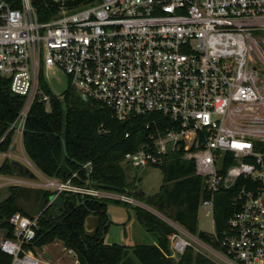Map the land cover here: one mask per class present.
<instances>
[{
  "label": "built area",
  "instance_id": "obj_1",
  "mask_svg": "<svg viewBox=\"0 0 264 264\" xmlns=\"http://www.w3.org/2000/svg\"><path fill=\"white\" fill-rule=\"evenodd\" d=\"M54 67L119 121L159 115L121 162L144 169L170 154L192 162L203 208L213 211L215 192H232L233 212L221 234L211 233L218 247L207 248L214 264H264V0H98L60 7L45 21L30 0H0V75L24 98L14 124L24 127L34 100L49 107L39 79L42 68ZM75 176L40 175L39 188L53 192L49 202L73 193L142 205L131 193L77 185ZM153 211L175 230L170 249L178 258L191 236ZM8 223L12 235L0 233V250L10 264H47L39 248L28 247L38 216L17 211Z\"/></svg>",
  "mask_w": 264,
  "mask_h": 264
},
{
  "label": "trees",
  "instance_id": "obj_2",
  "mask_svg": "<svg viewBox=\"0 0 264 264\" xmlns=\"http://www.w3.org/2000/svg\"><path fill=\"white\" fill-rule=\"evenodd\" d=\"M8 1L12 6L19 5V0ZM30 1L37 19L45 21L55 16L60 7L71 9L89 0ZM39 82L51 97L49 107L34 100L28 110L25 131L21 134L23 149L28 158L46 177L65 181L75 172L77 176L71 178V181L77 185L85 183L86 172L74 160L82 164L89 163V187L130 193L124 168L120 164L123 154L137 149L146 141L148 129L145 124L161 117L150 114L122 122L115 118L108 107L84 98L71 86H67L60 99L49 91L42 76ZM9 84V78L0 75V152L8 151L12 143L14 129L10 128V124L15 121L24 102L23 96L10 90ZM11 161L4 159L0 164V172L12 175L23 168L18 162L15 166ZM155 167L163 173L159 191L147 197L141 191H134V196L189 232L197 233L217 246L213 235L202 232L197 226L199 202L205 195L203 180L195 174L193 163L178 154H170ZM52 194V191L42 188L12 185L8 195L0 201L1 233L12 235L8 218L18 211L27 216H38L36 237L28 246L30 249L60 240L66 248L76 252L79 264H135V260L140 264H213L202 255L193 254L190 247L178 258H174L169 236L175 230L139 206H134L136 217L145 230L155 236L154 242L133 246L104 243L101 236L109 224L105 225L108 220L105 211L107 198L87 195L82 203L80 197H77V204L76 194L70 193L62 196L65 201L57 207L48 204ZM231 198L232 192L229 190H219L214 194L215 231L218 234H221L227 218L233 212ZM88 210L95 211L100 217L99 228L93 238L87 237L83 229ZM10 262L11 256L0 250V264Z\"/></svg>",
  "mask_w": 264,
  "mask_h": 264
},
{
  "label": "rangeland",
  "instance_id": "obj_3",
  "mask_svg": "<svg viewBox=\"0 0 264 264\" xmlns=\"http://www.w3.org/2000/svg\"><path fill=\"white\" fill-rule=\"evenodd\" d=\"M97 1L98 0L83 1L71 9H79L89 4L96 3ZM41 74L49 91L52 94H57V97L62 99V92L69 85L67 76L56 67L51 69L42 68ZM13 134H15V142L12 141L8 151L0 152V164L4 159H13L24 168L27 167L35 175L34 177H30L28 173H21L20 170H16V173H13L12 175L0 172V201L8 195L9 188L12 185L39 188L38 183L43 182L40 175L46 178V176L38 170L34 162L28 158L25 151L22 149V145L20 143L21 134L15 132H13ZM120 164L124 168L126 181L129 184L128 189L132 196H134V191L143 192L145 197L154 195L159 191L163 180V173L158 167L137 169L123 162H120ZM135 200L143 205H138L143 209L148 210L151 208V210L149 209L148 211L153 213V210L158 211L154 207L152 208L147 205L143 200L137 199L136 197ZM117 201L112 198H107L105 211L108 216L109 224L104 229L103 242L109 244L118 243L126 246H133L138 243L154 242L155 236L146 231L137 219L135 214V205H125L123 202ZM158 212L161 213L160 211ZM197 226L202 232L209 234L213 233L215 230L214 208L213 211L209 206L203 208L199 202L197 211ZM185 230L192 238L191 245L188 247L191 248L193 254H200L214 264L212 259L213 256L207 251V248L209 249L218 246L212 245L208 240L200 237L197 233H191L186 228ZM171 236L172 235L169 236L170 248L173 239ZM38 252L40 253L41 259L47 261V264H73L74 260L77 258L76 252L73 249L66 248L60 240H54L50 243L44 244L41 248H39ZM45 253L49 254L50 259L45 256ZM135 264L140 263L135 260Z\"/></svg>",
  "mask_w": 264,
  "mask_h": 264
},
{
  "label": "water",
  "instance_id": "obj_4",
  "mask_svg": "<svg viewBox=\"0 0 264 264\" xmlns=\"http://www.w3.org/2000/svg\"><path fill=\"white\" fill-rule=\"evenodd\" d=\"M10 126L12 128H14V129H19L21 132L25 131V128L24 127H20L17 124L11 123ZM62 147H63V152L66 155V148H65V144H64L63 141H62ZM74 161H75V163L79 164L82 168H84V170L86 172V180H85V183H84L83 186H84V188H87L89 186V181H90L89 169H88V167L85 164L79 163L76 160H74ZM11 163L16 166V161L12 160ZM20 171H22L23 173H28V175L30 177H34V175H35L27 167L21 168ZM77 197H80V199L82 200L81 201V203H82L83 202V199H84V194H81L79 196L78 195L76 196V200H77L76 202L78 204L79 203V200L77 199ZM64 201L65 200H64V198L62 196L57 195L48 204L53 205V206L60 207L64 203ZM108 222L109 221L107 220V222H106L105 225H107ZM99 224H100V217H99V215L96 214V212L93 211V210H88V214L84 218V222H83L84 234L87 237H89V238H93L96 235V232H97V230L99 228ZM105 225L103 226V228L105 227ZM103 237H104V234H102L101 238H103ZM45 256L48 259L50 258L49 254H47V253H45Z\"/></svg>",
  "mask_w": 264,
  "mask_h": 264
},
{
  "label": "crops",
  "instance_id": "obj_5",
  "mask_svg": "<svg viewBox=\"0 0 264 264\" xmlns=\"http://www.w3.org/2000/svg\"><path fill=\"white\" fill-rule=\"evenodd\" d=\"M14 138H15V134H13V137H12L13 142H15ZM20 143H21V145H22V140H20ZM22 149H23V145H22ZM23 150H24V149H23ZM11 160H13V159H11ZM14 161H16V160H14ZM16 162H17V161H16ZM108 223H109V222H108Z\"/></svg>",
  "mask_w": 264,
  "mask_h": 264
}]
</instances>
